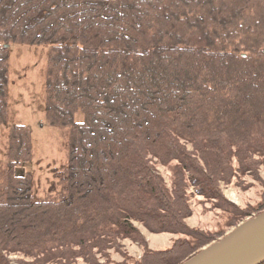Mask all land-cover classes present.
I'll use <instances>...</instances> for the list:
<instances>
[{"label": "trees", "instance_id": "trees-1", "mask_svg": "<svg viewBox=\"0 0 264 264\" xmlns=\"http://www.w3.org/2000/svg\"><path fill=\"white\" fill-rule=\"evenodd\" d=\"M12 44L48 47L45 120L69 128L68 163L56 197L36 198L31 174H15L30 129L9 126L0 264H92L124 239L142 248L131 264H181L214 241L182 222L189 187L235 223L264 210V187L246 213L220 192L232 159L264 165V0H0V125ZM171 162L168 188L156 167ZM133 222L192 242L150 250Z\"/></svg>", "mask_w": 264, "mask_h": 264}, {"label": "rangeland", "instance_id": "rangeland-1", "mask_svg": "<svg viewBox=\"0 0 264 264\" xmlns=\"http://www.w3.org/2000/svg\"><path fill=\"white\" fill-rule=\"evenodd\" d=\"M9 53L8 121L0 125V169L6 162L9 126H27L32 138V158L29 162L15 168V174H31L36 198H53L60 190L58 174L68 163L69 128L50 126L45 120L48 47L12 44L9 46ZM81 118L80 113L75 115L76 121ZM256 162L252 173L249 170H238L235 159H232L233 174L227 182L220 183L224 202L233 204L245 213L254 212L261 201L264 165L259 161ZM175 165V162H171L156 167L168 188L173 180ZM186 196L190 214L183 219V224L188 229L201 232L214 241H218L245 220L243 218L235 223L233 216L225 209V203H218L215 199L198 195L192 187L187 188ZM133 224L143 235L150 250L168 249L177 240L192 242L191 237L184 233H154L138 222ZM208 244L200 247L198 251ZM141 255L140 246L129 239H124L118 241V246L107 249L105 254H96L95 262L92 264H131ZM9 259L11 264L32 263L31 259L16 254L10 255ZM49 264L89 263L82 257H73L66 261Z\"/></svg>", "mask_w": 264, "mask_h": 264}, {"label": "water", "instance_id": "water-1", "mask_svg": "<svg viewBox=\"0 0 264 264\" xmlns=\"http://www.w3.org/2000/svg\"><path fill=\"white\" fill-rule=\"evenodd\" d=\"M264 261V210L181 264H260Z\"/></svg>", "mask_w": 264, "mask_h": 264}]
</instances>
